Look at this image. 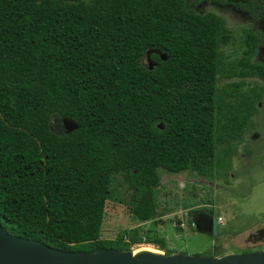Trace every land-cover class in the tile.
Wrapping results in <instances>:
<instances>
[{"label": "trees", "instance_id": "16d2710c", "mask_svg": "<svg viewBox=\"0 0 264 264\" xmlns=\"http://www.w3.org/2000/svg\"><path fill=\"white\" fill-rule=\"evenodd\" d=\"M209 1L0 0V225L9 234L60 250H128L136 234L100 237L114 181L144 218L160 170L210 169L216 112L219 139L241 134L264 86L240 92L231 82L216 96L217 70L264 81V65L248 60L257 35L243 31L246 70H223L217 46L230 36L201 8ZM229 2L264 17V0ZM62 118L77 127L65 131ZM144 239L164 247L153 233Z\"/></svg>", "mask_w": 264, "mask_h": 264}, {"label": "rangeland", "instance_id": "374dc122", "mask_svg": "<svg viewBox=\"0 0 264 264\" xmlns=\"http://www.w3.org/2000/svg\"><path fill=\"white\" fill-rule=\"evenodd\" d=\"M213 1V2H212ZM201 8L220 15L229 32L226 43L217 46L221 54L223 70L234 65V71L243 69L239 60L247 57L243 42V31L250 29L257 35L254 51L248 60L264 65V17L254 18L232 5L229 0H212ZM235 1V0H230ZM216 96L225 85L241 82L240 92L264 86V81L255 73L241 77H220L217 70ZM264 90V87H263ZM255 102V110L246 120L247 127L231 139H219L224 135L221 113L214 116V157L210 169L199 174L194 169L179 173L159 171L154 209L140 218L129 211L130 203L123 202L125 193L119 186L120 178L112 184V196L106 198L100 237L114 239L124 235L128 241L132 234L138 238L129 245L134 252L142 247L157 249L161 254H185L219 256L229 252L259 250L264 247V139H251L259 135L264 138V92ZM223 101L235 103L234 98L221 96ZM218 99L216 97L215 104ZM250 122L252 124H250ZM260 144V145H259ZM251 148V155L246 149ZM121 200V201H120ZM207 210L217 218L216 234L196 230L194 218ZM201 211V212H197ZM191 220V224L189 222ZM135 232V233H134ZM146 232L163 238L164 247L145 241Z\"/></svg>", "mask_w": 264, "mask_h": 264}, {"label": "water", "instance_id": "95a60500", "mask_svg": "<svg viewBox=\"0 0 264 264\" xmlns=\"http://www.w3.org/2000/svg\"><path fill=\"white\" fill-rule=\"evenodd\" d=\"M145 59L147 60V54ZM164 59L163 54L159 55ZM148 67H151V62ZM65 131L77 127L70 119L62 118ZM161 128V124L157 125ZM196 230L216 234V218L199 213L193 220ZM0 264H264V247L243 253L229 252L219 256L194 254H157L132 252L110 247H93L86 251L60 250L37 239L9 234L0 225Z\"/></svg>", "mask_w": 264, "mask_h": 264}, {"label": "flooded vegetation", "instance_id": "af4514ba", "mask_svg": "<svg viewBox=\"0 0 264 264\" xmlns=\"http://www.w3.org/2000/svg\"><path fill=\"white\" fill-rule=\"evenodd\" d=\"M251 139H264V138H261V136H259V135H257V136H255L254 138H251ZM260 145V144H259ZM246 151L248 152V154H250L251 155V153H252V150H251V148H248V149H246ZM197 212H201V211H197ZM202 214H205L207 217H213L214 215H212L211 213H208V211H206V212H204V213H202ZM216 218V217H215ZM216 227H217V218H216ZM206 233H209V234H212V233H210V232H206ZM246 251V249L245 250H243V251H240V252H237V253H243V252H245ZM249 251V250H248Z\"/></svg>", "mask_w": 264, "mask_h": 264}, {"label": "bare ground", "instance_id": "6f19581e", "mask_svg": "<svg viewBox=\"0 0 264 264\" xmlns=\"http://www.w3.org/2000/svg\"><path fill=\"white\" fill-rule=\"evenodd\" d=\"M139 251H147V252H151V253H157V254H160L161 252L157 249H154V248H150V247H142L134 252H132V254L134 253H137Z\"/></svg>", "mask_w": 264, "mask_h": 264}]
</instances>
